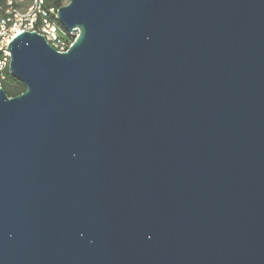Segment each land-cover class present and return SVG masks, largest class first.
<instances>
[{
	"label": "water",
	"instance_id": "1",
	"mask_svg": "<svg viewBox=\"0 0 264 264\" xmlns=\"http://www.w3.org/2000/svg\"><path fill=\"white\" fill-rule=\"evenodd\" d=\"M7 44L0 264H264V0H68Z\"/></svg>",
	"mask_w": 264,
	"mask_h": 264
},
{
	"label": "built area",
	"instance_id": "2",
	"mask_svg": "<svg viewBox=\"0 0 264 264\" xmlns=\"http://www.w3.org/2000/svg\"><path fill=\"white\" fill-rule=\"evenodd\" d=\"M0 16V86L6 77L5 67L9 62L8 42L23 30H36L58 51H65L76 37L67 32L57 20V8L45 6V0H31L22 6V0H4Z\"/></svg>",
	"mask_w": 264,
	"mask_h": 264
},
{
	"label": "trees",
	"instance_id": "3",
	"mask_svg": "<svg viewBox=\"0 0 264 264\" xmlns=\"http://www.w3.org/2000/svg\"><path fill=\"white\" fill-rule=\"evenodd\" d=\"M68 0H45V6H54L58 8L60 5L67 3ZM1 8H4L5 2L4 0H0ZM3 14L2 9H0V16ZM5 74L6 77L3 80L1 86L4 88L5 92L9 96H14L25 89V85L23 82L17 80L16 78L12 77L8 73L7 66L5 67Z\"/></svg>",
	"mask_w": 264,
	"mask_h": 264
},
{
	"label": "rangeland",
	"instance_id": "4",
	"mask_svg": "<svg viewBox=\"0 0 264 264\" xmlns=\"http://www.w3.org/2000/svg\"><path fill=\"white\" fill-rule=\"evenodd\" d=\"M31 0H22V6H26Z\"/></svg>",
	"mask_w": 264,
	"mask_h": 264
}]
</instances>
